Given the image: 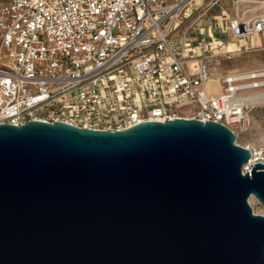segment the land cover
<instances>
[{"label": "water", "instance_id": "obj_1", "mask_svg": "<svg viewBox=\"0 0 264 264\" xmlns=\"http://www.w3.org/2000/svg\"><path fill=\"white\" fill-rule=\"evenodd\" d=\"M212 120L0 123V264H264V162Z\"/></svg>", "mask_w": 264, "mask_h": 264}, {"label": "built area", "instance_id": "obj_2", "mask_svg": "<svg viewBox=\"0 0 264 264\" xmlns=\"http://www.w3.org/2000/svg\"><path fill=\"white\" fill-rule=\"evenodd\" d=\"M193 1L0 0V123L120 130L182 117L237 136L249 104L264 102V69L219 75L222 91L209 93L213 69L232 54L206 41L196 55L174 47ZM257 8L228 21L233 37L264 31V0ZM242 146L250 150L243 172L264 162V147Z\"/></svg>", "mask_w": 264, "mask_h": 264}, {"label": "crops", "instance_id": "obj_3", "mask_svg": "<svg viewBox=\"0 0 264 264\" xmlns=\"http://www.w3.org/2000/svg\"><path fill=\"white\" fill-rule=\"evenodd\" d=\"M259 0H194L188 5L181 17V23L174 31L172 39L173 45L178 51H189V53H199V43L206 41L212 47L219 50H226L232 54L233 59L242 51L254 48H264V31L255 32L244 38H236L231 34L228 21L237 13L244 17H251L257 12ZM198 35H202L198 37ZM206 36V37H205ZM228 60L213 69V79L218 82L219 90H210L209 93H220L222 83L219 75L227 73L243 72L255 69H264V65L251 67L248 69L228 68ZM192 59L187 58L184 64L189 68Z\"/></svg>", "mask_w": 264, "mask_h": 264}, {"label": "rangeland", "instance_id": "obj_4", "mask_svg": "<svg viewBox=\"0 0 264 264\" xmlns=\"http://www.w3.org/2000/svg\"><path fill=\"white\" fill-rule=\"evenodd\" d=\"M201 36L198 35V37ZM260 65H264V48L242 51L239 55L228 61L227 67L248 69ZM212 77L211 75L207 87L210 90L217 91L220 87L218 82ZM236 142L242 145L250 144L254 147H264V102L249 104V107L245 111L244 122L236 136ZM249 203L254 213L264 214V205L255 196L251 195L249 197Z\"/></svg>", "mask_w": 264, "mask_h": 264}]
</instances>
